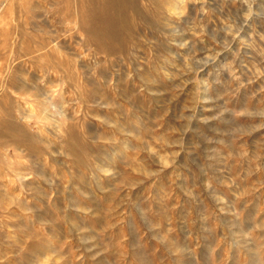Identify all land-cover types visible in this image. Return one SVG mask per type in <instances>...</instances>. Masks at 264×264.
<instances>
[{
  "label": "rangeland",
  "instance_id": "374dc122",
  "mask_svg": "<svg viewBox=\"0 0 264 264\" xmlns=\"http://www.w3.org/2000/svg\"><path fill=\"white\" fill-rule=\"evenodd\" d=\"M108 1L0 0V264H264V0Z\"/></svg>",
  "mask_w": 264,
  "mask_h": 264
},
{
  "label": "bare ground",
  "instance_id": "6f19581e",
  "mask_svg": "<svg viewBox=\"0 0 264 264\" xmlns=\"http://www.w3.org/2000/svg\"><path fill=\"white\" fill-rule=\"evenodd\" d=\"M109 1H112V0H109ZM109 1H108V3H109ZM118 2V1H117ZM99 3V2H98ZM104 3V2H103ZM106 5V4H105ZM88 7H90V6H88ZM98 14V13H97ZM96 15V14H95ZM111 19V18H110Z\"/></svg>",
  "mask_w": 264,
  "mask_h": 264
}]
</instances>
